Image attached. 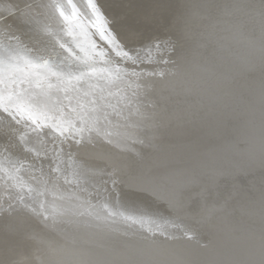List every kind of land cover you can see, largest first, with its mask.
Returning <instances> with one entry per match:
<instances>
[{"label":"bare ground","instance_id":"1","mask_svg":"<svg viewBox=\"0 0 264 264\" xmlns=\"http://www.w3.org/2000/svg\"><path fill=\"white\" fill-rule=\"evenodd\" d=\"M97 2L102 15L93 18L96 28L79 16L69 22L86 47L92 40L103 44L111 39L112 34L104 39L99 34L111 27L121 37L166 33L177 41L178 51L169 57L174 64L162 66L173 75L155 84L163 112L160 127L149 126L145 142L131 151L97 143L80 155L98 168L118 172L122 210H147L168 218L173 223L165 227L177 238L163 245L157 238L154 244L137 225L119 218L49 229L33 216L12 212L0 198V264H12L22 255L40 257L45 264H79L77 250L84 248L99 264H134L144 258L145 250L157 247L173 250L189 264L244 258L233 249L243 244L244 228L258 224L264 205V151L259 142L264 59L258 17L244 18L239 33L229 31L225 21L240 15L230 6L259 0ZM201 66L212 71H202ZM193 85V91H184ZM95 179L101 183L103 178ZM142 188H154L159 195H146ZM3 191L0 181V194ZM187 228L196 238L183 237Z\"/></svg>","mask_w":264,"mask_h":264},{"label":"snow or ice","instance_id":"2","mask_svg":"<svg viewBox=\"0 0 264 264\" xmlns=\"http://www.w3.org/2000/svg\"><path fill=\"white\" fill-rule=\"evenodd\" d=\"M240 15L225 21L239 33L245 19L259 18L260 53L264 59V0L230 6ZM233 13H229L232 15ZM102 15L97 0H8L0 3V181L12 212L37 218L49 229L63 225L115 222L138 226L144 239L163 245L176 234L168 218L142 210H122V183L116 170L106 171L84 159L83 148L104 143L119 150L143 144V133L160 127L163 116L155 93L157 80L172 76L166 67L178 51L166 33L121 37L111 27L100 31L103 44L86 47L69 27L72 18L90 23ZM107 24V20H105ZM255 47V42L250 40ZM201 70L211 72L208 66ZM195 85L184 91L191 92ZM259 142L264 151V90L261 94ZM131 130L138 135L133 136ZM254 140L256 128L250 127ZM27 174V178L26 175ZM96 177H102L97 183ZM106 177V178H104ZM144 194L158 197L154 188ZM157 225V227H152ZM183 237L196 238L187 228ZM242 259L210 260L204 264H264V205L258 224L243 230ZM79 264H99L90 250L78 249ZM134 264H189L167 247L145 250ZM12 264H45L40 257L22 255Z\"/></svg>","mask_w":264,"mask_h":264}]
</instances>
